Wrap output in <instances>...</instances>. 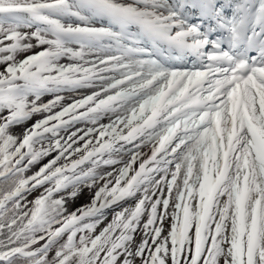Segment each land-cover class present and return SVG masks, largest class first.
Here are the masks:
<instances>
[{
    "label": "snow or ice",
    "instance_id": "6c2138e0",
    "mask_svg": "<svg viewBox=\"0 0 264 264\" xmlns=\"http://www.w3.org/2000/svg\"><path fill=\"white\" fill-rule=\"evenodd\" d=\"M0 264H264V0H0Z\"/></svg>",
    "mask_w": 264,
    "mask_h": 264
}]
</instances>
